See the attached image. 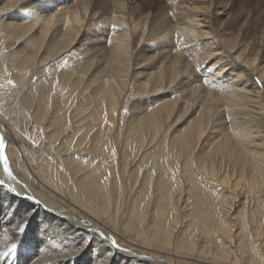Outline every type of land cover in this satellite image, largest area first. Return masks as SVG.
Here are the masks:
<instances>
[{
  "label": "bare ground",
  "instance_id": "obj_1",
  "mask_svg": "<svg viewBox=\"0 0 264 264\" xmlns=\"http://www.w3.org/2000/svg\"><path fill=\"white\" fill-rule=\"evenodd\" d=\"M0 137V254L264 264V0H0Z\"/></svg>",
  "mask_w": 264,
  "mask_h": 264
},
{
  "label": "rangeland",
  "instance_id": "obj_2",
  "mask_svg": "<svg viewBox=\"0 0 264 264\" xmlns=\"http://www.w3.org/2000/svg\"><path fill=\"white\" fill-rule=\"evenodd\" d=\"M53 2L54 1H52V3ZM52 3L50 2L48 5L50 7H52L54 11H58L59 10V7H57V5L55 3H53V4ZM54 7H56V8H54ZM138 30H145L144 29V26L143 27L142 26L139 27ZM3 230L4 229H0V237H2ZM16 246L17 247H16V250L14 252H8V250H7L6 252H8V254L6 256L5 255H2L5 252H3L2 254H0V264H31L32 263L33 260H30V259H32L34 256H33V253L28 254L26 252V249H25L26 248V245L21 244V243H17ZM25 254H27L29 256H25Z\"/></svg>",
  "mask_w": 264,
  "mask_h": 264
},
{
  "label": "snow or ice",
  "instance_id": "obj_3",
  "mask_svg": "<svg viewBox=\"0 0 264 264\" xmlns=\"http://www.w3.org/2000/svg\"><path fill=\"white\" fill-rule=\"evenodd\" d=\"M9 83H11V81H9ZM257 83H259V81H257ZM5 146V141L3 137H0V160L3 161V165H4V171L6 173H8L9 177L12 176V173L9 171V165H8V160L6 158V156L3 154V148ZM3 181H0V184H2ZM23 230V229H21ZM113 243L115 244V241H113ZM16 244H11L10 247L8 248V252H14L16 250ZM8 252L3 253L2 255H7Z\"/></svg>",
  "mask_w": 264,
  "mask_h": 264
}]
</instances>
